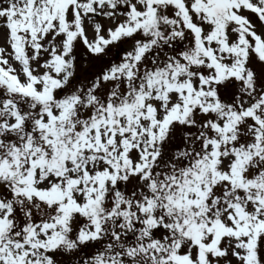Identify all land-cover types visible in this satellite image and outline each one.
Returning a JSON list of instances; mask_svg holds the SVG:
<instances>
[{
  "label": "snow or ice",
  "instance_id": "1",
  "mask_svg": "<svg viewBox=\"0 0 264 264\" xmlns=\"http://www.w3.org/2000/svg\"><path fill=\"white\" fill-rule=\"evenodd\" d=\"M0 264H264V0H0Z\"/></svg>",
  "mask_w": 264,
  "mask_h": 264
}]
</instances>
